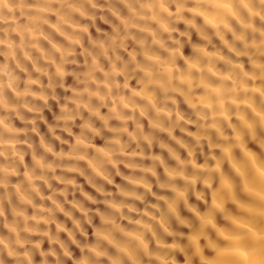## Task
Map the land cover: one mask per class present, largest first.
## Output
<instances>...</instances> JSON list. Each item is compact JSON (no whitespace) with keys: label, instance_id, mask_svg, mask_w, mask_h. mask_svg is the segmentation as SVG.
I'll use <instances>...</instances> for the list:
<instances>
[{"label":"clouds","instance_id":"9594fccd","mask_svg":"<svg viewBox=\"0 0 264 264\" xmlns=\"http://www.w3.org/2000/svg\"><path fill=\"white\" fill-rule=\"evenodd\" d=\"M0 264H264V0H0Z\"/></svg>","mask_w":264,"mask_h":264}]
</instances>
